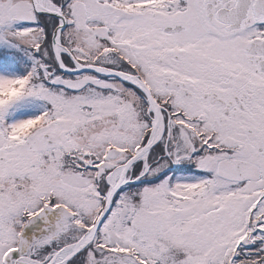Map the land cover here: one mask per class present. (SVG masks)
Wrapping results in <instances>:
<instances>
[{
    "label": "snow or ice",
    "instance_id": "1",
    "mask_svg": "<svg viewBox=\"0 0 264 264\" xmlns=\"http://www.w3.org/2000/svg\"><path fill=\"white\" fill-rule=\"evenodd\" d=\"M0 264H264V0H0Z\"/></svg>",
    "mask_w": 264,
    "mask_h": 264
}]
</instances>
